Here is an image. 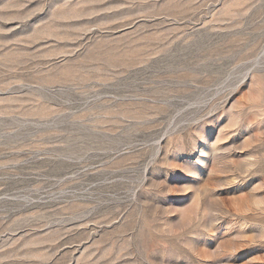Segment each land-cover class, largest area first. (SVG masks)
Wrapping results in <instances>:
<instances>
[{
    "label": "rangeland",
    "instance_id": "1",
    "mask_svg": "<svg viewBox=\"0 0 264 264\" xmlns=\"http://www.w3.org/2000/svg\"><path fill=\"white\" fill-rule=\"evenodd\" d=\"M0 264H264V0H0Z\"/></svg>",
    "mask_w": 264,
    "mask_h": 264
}]
</instances>
